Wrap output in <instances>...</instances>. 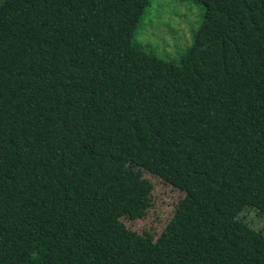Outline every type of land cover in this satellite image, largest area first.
Segmentation results:
<instances>
[{
  "label": "trees",
  "instance_id": "1",
  "mask_svg": "<svg viewBox=\"0 0 264 264\" xmlns=\"http://www.w3.org/2000/svg\"><path fill=\"white\" fill-rule=\"evenodd\" d=\"M189 1L202 26L167 61L136 42L153 0H0V114L76 165L72 200L120 160L183 192L169 264H264V0ZM0 264L104 263L0 202Z\"/></svg>",
  "mask_w": 264,
  "mask_h": 264
},
{
  "label": "rangeland",
  "instance_id": "2",
  "mask_svg": "<svg viewBox=\"0 0 264 264\" xmlns=\"http://www.w3.org/2000/svg\"><path fill=\"white\" fill-rule=\"evenodd\" d=\"M189 0H153L136 42L163 60L185 56L203 23ZM76 165L17 130L0 114V202L60 240L84 247L104 264H169L154 245L185 194L131 162L117 163L113 184L85 189L72 200ZM247 218L255 230L264 220ZM144 240L138 243L130 235Z\"/></svg>",
  "mask_w": 264,
  "mask_h": 264
}]
</instances>
